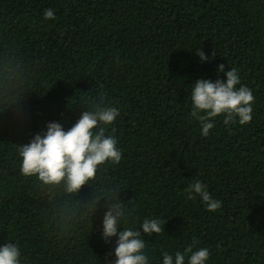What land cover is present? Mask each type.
Segmentation results:
<instances>
[{"label":"trees","instance_id":"obj_1","mask_svg":"<svg viewBox=\"0 0 264 264\" xmlns=\"http://www.w3.org/2000/svg\"><path fill=\"white\" fill-rule=\"evenodd\" d=\"M220 64L252 89L254 115L217 117L204 137L190 85ZM101 94L120 110L121 162L76 192L22 176L16 146L48 122L67 129ZM194 180L219 210L188 198ZM117 202L129 226L165 220L160 235L141 232L151 264L194 239L209 264H264V0H0V245L18 242L22 264H106L117 238L102 222Z\"/></svg>","mask_w":264,"mask_h":264},{"label":"clouds","instance_id":"obj_2","mask_svg":"<svg viewBox=\"0 0 264 264\" xmlns=\"http://www.w3.org/2000/svg\"><path fill=\"white\" fill-rule=\"evenodd\" d=\"M45 20L54 19L51 8L43 12ZM196 54L202 62L210 59L201 48ZM217 79L199 78L190 85V117L197 121L200 133L207 137L216 126V118L222 117L225 127L238 123L249 124L253 119L255 97L252 89L241 83L240 72L235 67L225 70L217 66ZM223 73L226 79L219 78ZM89 110L67 129L62 122L51 121L45 130L36 133L28 143L16 146L19 172L24 177H36L45 184L63 182L68 192H76L88 181L93 180L105 164L118 165L122 160V150L117 147L114 122L120 110L106 104L103 94L91 104H82ZM111 133L109 134V129ZM189 199L193 194L200 197L207 211L216 212L221 201L210 195L201 180H194L186 189ZM102 222V238L108 242L116 237L114 261L106 264H151L152 257L147 249L148 237L164 231L165 220L159 216L146 217L127 225L129 211L122 202L109 204ZM122 227L123 230H120ZM195 249V250H194ZM210 249L198 247L194 239L182 251H163L159 264H209ZM0 264H22L19 243L0 245Z\"/></svg>","mask_w":264,"mask_h":264}]
</instances>
